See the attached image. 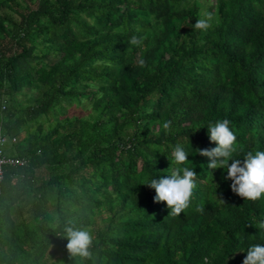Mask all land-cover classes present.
Masks as SVG:
<instances>
[{"label":"trees","instance_id":"16d2710c","mask_svg":"<svg viewBox=\"0 0 264 264\" xmlns=\"http://www.w3.org/2000/svg\"><path fill=\"white\" fill-rule=\"evenodd\" d=\"M0 133V264H264V0H0Z\"/></svg>","mask_w":264,"mask_h":264},{"label":"built area","instance_id":"2783aa9c","mask_svg":"<svg viewBox=\"0 0 264 264\" xmlns=\"http://www.w3.org/2000/svg\"><path fill=\"white\" fill-rule=\"evenodd\" d=\"M16 140L14 138H9L0 133V182L2 180V168L3 166H10L11 168H24L27 164L24 159H15L11 157L9 154L5 153V146L7 144H14Z\"/></svg>","mask_w":264,"mask_h":264},{"label":"rangeland","instance_id":"374dc122","mask_svg":"<svg viewBox=\"0 0 264 264\" xmlns=\"http://www.w3.org/2000/svg\"><path fill=\"white\" fill-rule=\"evenodd\" d=\"M197 1L200 3V5L202 7H205V8L208 7V6H212L214 4V0H197ZM63 106H65L64 103H63ZM79 109H81L82 111L80 110L81 112H79L78 111ZM86 111H87V108L84 107V106H71V107H67L66 108V116L67 117H72V116L77 115V114H78V116H85L88 113V111L87 112ZM39 123L43 124V129L44 130L49 129V127H50V124L46 122V119L44 117H41L39 119ZM23 137H24V135L22 134V136L20 138L22 139ZM40 172L43 175H47L48 174L47 171L45 170V167L40 169ZM96 223L98 224L97 227L101 226L99 221H97Z\"/></svg>","mask_w":264,"mask_h":264}]
</instances>
